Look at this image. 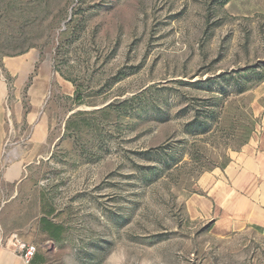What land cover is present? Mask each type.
<instances>
[{"label":"rangeland","instance_id":"rangeland-1","mask_svg":"<svg viewBox=\"0 0 264 264\" xmlns=\"http://www.w3.org/2000/svg\"><path fill=\"white\" fill-rule=\"evenodd\" d=\"M259 4L0 0V232L21 264H264L196 202L264 117Z\"/></svg>","mask_w":264,"mask_h":264},{"label":"crops","instance_id":"crops-1","mask_svg":"<svg viewBox=\"0 0 264 264\" xmlns=\"http://www.w3.org/2000/svg\"><path fill=\"white\" fill-rule=\"evenodd\" d=\"M254 1L260 2L256 10L264 13V0ZM4 120L5 105L0 98V125ZM2 136L0 131V140ZM15 171L6 168L0 187L5 186L1 181H6L7 176L16 178ZM202 182L204 196H197L196 202L204 208L198 211L212 222L215 235L230 239L236 234L252 233L264 241V117L259 118L249 139L232 159L222 169L208 173ZM13 249L4 245L0 232V264H21Z\"/></svg>","mask_w":264,"mask_h":264},{"label":"trees","instance_id":"trees-1","mask_svg":"<svg viewBox=\"0 0 264 264\" xmlns=\"http://www.w3.org/2000/svg\"><path fill=\"white\" fill-rule=\"evenodd\" d=\"M245 71L247 72V71H249V69H246ZM250 71H251V74L256 73V70L255 69H251ZM236 74H238V75L235 76V77H233V78L235 79V81H236L237 84H240L243 81V77L241 76L242 72H237ZM226 77H227V75L225 73H222V74L219 75V78H226ZM259 79H260V82L261 81H264V76H260ZM45 223L47 224L48 227H50L47 230L49 232H51V233L54 231L52 227H55V229H56L55 231L56 232L54 231V233H52L53 235L52 234L51 235L53 237H55V238H58L59 233L61 231V227L60 226H54L52 223L46 222V220H45ZM37 258H39V256H37L36 258H33L32 261H31V263L35 262L37 260Z\"/></svg>","mask_w":264,"mask_h":264},{"label":"built area","instance_id":"built-area-1","mask_svg":"<svg viewBox=\"0 0 264 264\" xmlns=\"http://www.w3.org/2000/svg\"><path fill=\"white\" fill-rule=\"evenodd\" d=\"M24 257L25 262L30 263L35 255L36 247L34 245L24 246Z\"/></svg>","mask_w":264,"mask_h":264}]
</instances>
